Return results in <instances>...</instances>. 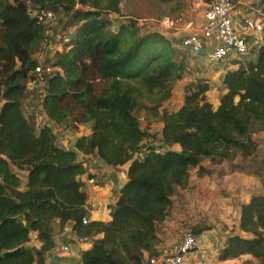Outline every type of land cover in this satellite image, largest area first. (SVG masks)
<instances>
[{
  "label": "trees",
  "instance_id": "16d2710c",
  "mask_svg": "<svg viewBox=\"0 0 264 264\" xmlns=\"http://www.w3.org/2000/svg\"><path fill=\"white\" fill-rule=\"evenodd\" d=\"M123 1L0 0V264H47L69 225L91 241L82 264H145L147 254L160 255V226L171 218L174 198L190 188L191 171L203 178L210 175L206 160L232 164L257 152L254 136L264 133V21L261 42L246 36L248 54L223 60L234 69L223 77L218 104L201 79L185 84L181 107L170 111L165 104L189 75L190 59L173 36L126 19ZM43 11L66 17L73 30L55 51L57 71L50 75L36 72L47 40V24L37 16ZM41 81L42 101L31 100L36 108L29 113L30 85ZM150 119L163 125L159 140L151 123H142ZM83 126L88 135H80ZM60 128L76 135L75 149L60 143ZM157 141L179 150L160 153ZM90 156L127 166V183L112 220L85 225L82 177H92ZM234 231L218 260L249 256L264 264V193L242 205Z\"/></svg>",
  "mask_w": 264,
  "mask_h": 264
},
{
  "label": "rangeland",
  "instance_id": "374dc122",
  "mask_svg": "<svg viewBox=\"0 0 264 264\" xmlns=\"http://www.w3.org/2000/svg\"><path fill=\"white\" fill-rule=\"evenodd\" d=\"M212 1L124 0L121 5L123 16L126 19H134L139 22L140 26L151 27L173 36L178 42L179 54H186L190 59L189 75L184 81L176 85L172 99L165 104L170 111H177L181 107L185 95V84L195 85L201 79L209 81L212 85V90L208 98L214 104H218L222 94V75L219 70L215 69L217 63H208V65L200 57V54L193 55L181 45V38L186 35L181 29L188 20L192 19L195 21L202 18L210 7L209 3ZM256 1L260 2L251 5L253 7H261L262 1ZM252 18L255 22L258 20L264 21V17L257 13ZM66 23V17L60 16L58 20L48 25L54 35L53 37H48L47 40L48 43L54 46L55 50L62 49L65 41L64 37L73 32ZM172 23L174 24L172 25ZM48 47L49 45L46 42L40 47L38 51L40 60L48 53ZM29 99L24 103V110L30 113L33 103L31 101L32 98ZM37 119V127L43 126V119ZM142 123L145 126L147 123H151L152 133L157 138H161L162 123L154 119H150V122L143 120ZM58 133L60 137L61 134H71L68 130H63L62 128L58 129ZM87 133H89L88 127H81L80 135ZM73 136L76 137V135ZM254 139L257 144V152L251 158H238L232 164L224 163L223 165H212L209 160H206L203 164L210 171V175L203 178L197 176V170L191 171V186L174 198L171 218L160 226L159 241L155 250L160 251L172 248L180 242L183 232H191L195 227H210L209 231H216L219 234L218 236H221V228H217V225L221 224L225 227L222 234L228 235L235 232L234 228L236 227L240 214L239 210L242 205L250 197L264 193V133L255 135ZM159 143L157 141V144ZM164 148L171 149L173 147L164 146ZM206 253L208 255L204 254V259L197 257L195 264H243L244 260H252L251 257L246 256L240 260L221 262L218 260L215 250L214 253ZM149 258L150 255L147 254L145 264H150ZM252 264L259 263L252 260Z\"/></svg>",
  "mask_w": 264,
  "mask_h": 264
},
{
  "label": "crops",
  "instance_id": "0c3cea01",
  "mask_svg": "<svg viewBox=\"0 0 264 264\" xmlns=\"http://www.w3.org/2000/svg\"><path fill=\"white\" fill-rule=\"evenodd\" d=\"M236 4V11L234 15V25L238 32L245 36L253 35V31L250 29L254 27L256 23L253 21V16L258 12L257 10L263 11L260 6L253 7L251 4L259 3L260 1L255 0H234ZM262 1V0H261ZM210 5V3H209ZM192 17V16H191ZM259 21V20H258ZM257 21V22H258ZM204 24V15L195 21L192 19L188 20L185 26L181 29L183 33L190 35L192 33H201ZM182 39V38H181ZM210 52V45L207 43L205 48L200 54V57L205 60L208 64V53ZM223 64V65H222ZM209 65V64H208ZM215 69L219 70V73L223 77L228 70L234 69L231 64L227 61H222L216 64ZM224 91L222 82V93ZM89 133H87L88 135ZM60 143L69 149H75L76 137L73 134H58ZM66 143V144H65ZM174 150H179L178 146H173ZM90 169V175L82 177L84 182V188L88 195L89 203V220L90 221H103L109 222L112 220V212L116 208V199L121 189L127 183L126 169L127 166L123 167H111L107 166L97 157L90 156L87 163ZM204 165V164H203ZM192 183V181H191ZM252 197H250L251 199ZM250 199L245 203L247 204ZM241 212V208L239 213ZM240 214L238 216V225ZM229 222V221H228ZM217 228H221V236L216 231L205 232V243L201 249L195 253L189 254L186 257L187 264H195L197 257L204 259L206 252H217L218 257L220 249L225 245L227 238L233 233L224 235L223 230L225 227L221 224L217 225ZM233 230V229H232ZM236 230V227L234 228ZM57 247L52 252L47 260V264H82V253L90 248L91 241L88 239H80L73 232L71 225H69L65 231L56 238ZM221 242V243H220ZM38 245V242H33ZM69 247V251H64V247ZM213 248V249H212ZM204 261V260H203ZM201 261V262H203ZM231 262V261H227ZM198 264V263H196Z\"/></svg>",
  "mask_w": 264,
  "mask_h": 264
},
{
  "label": "built area",
  "instance_id": "2783aa9c",
  "mask_svg": "<svg viewBox=\"0 0 264 264\" xmlns=\"http://www.w3.org/2000/svg\"><path fill=\"white\" fill-rule=\"evenodd\" d=\"M235 11L236 4L234 0H213V3L204 14V24L201 33H192L184 36L181 39L182 47L193 55H199L208 43L210 45V52L207 55L209 64L219 63L229 57L247 55L251 45L247 42L246 36L242 35L235 28ZM257 11V14L264 17L263 11ZM37 16L40 22L47 24V39L48 37H53L54 33L51 32L48 25L57 20L56 15L52 11H43ZM250 30L253 31V35L251 36L254 40L257 43L261 42L263 34L262 21L256 22ZM64 40L65 42L69 41L68 36H65ZM45 42L49 45L47 48L48 53L44 55V60H41L42 62L36 69L39 75H50L57 71V68L53 65L56 50L54 46L48 43V40ZM46 59L50 60L49 63H46ZM44 89V81H41L38 85L31 84L28 97L30 99L32 98L31 100L38 104L42 101ZM35 105L34 107L32 105L30 109L36 108ZM35 115L37 118H40L39 113ZM156 146L160 153L166 150L164 148L165 144L162 141L159 144L156 142ZM89 221V218L85 217L83 224L86 225ZM204 243L205 233L200 236H195L192 232L185 231L179 243L172 248L160 250L159 256L150 258V264H187L186 257L189 254L199 251ZM63 250L69 251V247H64Z\"/></svg>",
  "mask_w": 264,
  "mask_h": 264
}]
</instances>
